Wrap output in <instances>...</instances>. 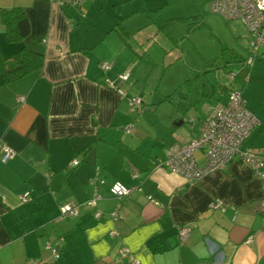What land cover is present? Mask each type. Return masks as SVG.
<instances>
[{"label": "crops", "instance_id": "0c3cea01", "mask_svg": "<svg viewBox=\"0 0 264 264\" xmlns=\"http://www.w3.org/2000/svg\"><path fill=\"white\" fill-rule=\"evenodd\" d=\"M191 1L84 0L72 7L0 0V10L24 11L30 28L25 44L43 54L39 71L0 87V142L16 153L5 163L0 159V264H128L122 248L139 264H264V182L248 166L231 162L189 183L153 163L172 144L196 135L200 120L227 101L239 75L233 84L215 88L206 80L167 95L140 85L137 55L145 40L160 31L173 34L178 21L186 32L194 30L196 16L205 24L201 12L210 0H197L198 9L188 13ZM19 47L4 39L0 22V55L9 58ZM102 63L109 68L102 70ZM122 73L129 79L117 87L141 99L139 114L105 85ZM242 82L235 88L241 93L249 75ZM172 95L188 100V107L158 113L157 104ZM247 99L259 123L245 146L263 150L264 159V98ZM191 104L200 110L191 112ZM194 158L205 162L202 152ZM116 181L140 190L117 200L108 191ZM96 194L101 218L85 207L76 217L59 218L60 206ZM216 200L222 207L209 208ZM179 226L191 228L183 243Z\"/></svg>", "mask_w": 264, "mask_h": 264}, {"label": "built area", "instance_id": "2783aa9c", "mask_svg": "<svg viewBox=\"0 0 264 264\" xmlns=\"http://www.w3.org/2000/svg\"><path fill=\"white\" fill-rule=\"evenodd\" d=\"M57 6L78 7L84 0H48ZM210 12L218 15L226 21L238 20L244 26L249 37L250 56L244 60V67H250L254 59L258 56L260 47L264 46V0H210ZM102 70H107V63L100 64ZM228 81L234 83V74L227 75ZM129 79V73H122L115 80L105 81V85L116 90L123 98L129 110L139 114L143 109V103L138 97L127 96L119 90L118 82L122 83ZM18 103L23 102V97L19 96ZM258 120L245 106V100L241 96V91L235 88L230 89L227 101L216 106L206 117L198 123L197 133L186 144L174 143L169 146L164 155L155 158L153 163L158 168L168 169L170 172L181 176L186 182H197L207 174L224 170L231 162H237L248 166L254 174L264 182V159L263 150L245 146V142L258 126ZM131 126L126 130L131 131ZM195 152H202L204 164L199 165L195 158ZM1 162L5 163L13 159L16 153L6 144L0 142ZM78 164L74 160L71 165ZM133 178L138 179V174H133ZM133 190H140L138 186L128 188L120 182H114L108 189L110 195L117 200L128 196ZM99 195L85 200L81 203H66L59 207V218L76 217L82 207L92 208L93 216L99 219L102 211L97 207L100 200ZM148 200L154 203L150 197ZM24 201V200H23ZM220 200L212 201L209 208H221ZM260 212L264 213V199L260 202ZM112 220L117 219L116 212L110 214ZM264 221V219H263ZM191 232L189 226L177 227V237L181 243L185 242ZM110 237L115 236V232L109 233ZM250 237L247 240L250 241ZM46 249L52 251L54 258H59V251L52 247L49 242L44 244ZM120 257L128 260V264H139L138 260L132 256L129 250L122 248ZM30 264H44L43 261H33Z\"/></svg>", "mask_w": 264, "mask_h": 264}, {"label": "rangeland", "instance_id": "374dc122", "mask_svg": "<svg viewBox=\"0 0 264 264\" xmlns=\"http://www.w3.org/2000/svg\"><path fill=\"white\" fill-rule=\"evenodd\" d=\"M197 9V0H193L188 4L187 12L195 13ZM201 15L205 24L194 30L186 32V24L178 21L173 24V34L165 35L160 31L144 41L137 55L140 85L151 84L153 93L157 91L160 95H167L175 90L178 93L184 92L182 90L186 92V84L189 87L195 84L200 88L206 80L215 88L218 84L227 85L230 80L226 76L230 73L239 74L234 83L238 89L242 88V81L245 82L249 75V82L241 93L244 100H248V97L264 98V46L260 47L253 61L254 67L252 65L247 73H241L242 60L251 53L244 26L238 20L226 21L211 13L208 4ZM170 97L169 102L157 104L158 113L175 114L177 110L180 113L188 107V100L173 95ZM200 108L199 104H191L190 111H199Z\"/></svg>", "mask_w": 264, "mask_h": 264}, {"label": "trees", "instance_id": "16d2710c", "mask_svg": "<svg viewBox=\"0 0 264 264\" xmlns=\"http://www.w3.org/2000/svg\"><path fill=\"white\" fill-rule=\"evenodd\" d=\"M198 18L199 16H196L192 19V27L197 28L203 25ZM0 22L4 28V39L7 42L20 44L19 49L11 57L5 59L0 55V87H3L25 75L39 71L43 62V54L36 48H30L25 44L30 28L21 8L1 9ZM248 70V67H243L241 73H247Z\"/></svg>", "mask_w": 264, "mask_h": 264}]
</instances>
